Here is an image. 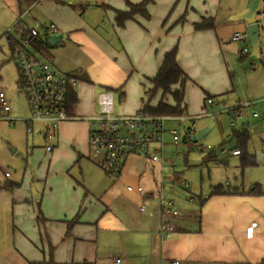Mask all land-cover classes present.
<instances>
[{"label": "crops", "instance_id": "obj_1", "mask_svg": "<svg viewBox=\"0 0 264 264\" xmlns=\"http://www.w3.org/2000/svg\"><path fill=\"white\" fill-rule=\"evenodd\" d=\"M126 1L140 4L142 0H96L95 4L126 11ZM248 1L153 0L148 7L150 19L136 17V21L128 22L124 29L114 26V15L110 14V23H102L104 29L108 28L105 38L98 33L100 28L96 24H88L66 2L38 0L30 10L23 14L20 11L14 27L18 21L26 23V17L33 20L31 14L38 8L37 15L45 23H55L58 35H67L69 44H75V48L82 51L80 55L77 52L68 55L58 67L53 66L63 75L74 76L77 82L74 93L78 98L74 113L81 118L98 115L95 112L98 106L93 109L89 95L96 94L97 86L101 89L99 92L119 90L118 94L123 93L117 114L129 116L142 110L147 98L141 93L142 86H150L147 79L157 74L164 55L175 45L178 63L189 79L184 102L187 110L190 97L202 102L195 105L196 110L190 109L197 113L200 109L203 111L204 94L222 97L230 91L232 83L224 74L229 55L224 59L223 44L233 41V35L242 32L245 26L242 22L219 24V21L222 11L227 9L226 13L232 17L243 11ZM82 6L95 7L90 3ZM184 18L185 22H180ZM204 18L214 20V29L195 31L194 24L201 23ZM29 22L26 23L28 27L31 26ZM7 43L9 45L8 39ZM5 97L11 107L12 99L6 94ZM156 105L157 101L151 104L152 107ZM9 114L20 118L12 107ZM191 115L197 114H190L188 110L185 117ZM60 128L46 173V187L49 188L35 199L38 202L46 197L42 207L38 205L37 218L28 214L26 202L33 200V194L29 197L30 194L22 192V184L11 182L0 187L2 192H9L11 200L7 204L12 207L13 227L18 229L17 234L15 230L1 235L12 246L0 251V264H115L117 259L121 260L119 264H171L174 261H181V264H264V195L248 194L255 184L245 185L242 181L239 187L228 185L225 189L222 186L231 190L229 195H211L212 188L205 197H199L196 207L180 197L175 203L167 199L174 204L177 214L166 215L160 210V191H157L162 176L165 181V169L162 171L146 153L130 155L122 174L115 178L126 187L130 184L142 186V182L149 191L130 193L125 187L124 194L117 193L115 187L107 185L106 177L108 181L103 180L101 169L105 158L98 164L91 159L92 128L88 120L69 121ZM166 141L167 145L173 144L170 137ZM83 160L87 161L85 165L98 167L94 173L98 180L96 187L76 188L69 179L66 192L56 186L55 177L64 175L68 167ZM80 171L82 173V169ZM83 174H86L85 169ZM6 177H10L9 174ZM191 198L189 203L195 202H190ZM162 221H170L175 229L173 236L163 240L158 234Z\"/></svg>", "mask_w": 264, "mask_h": 264}, {"label": "rangeland", "instance_id": "obj_2", "mask_svg": "<svg viewBox=\"0 0 264 264\" xmlns=\"http://www.w3.org/2000/svg\"><path fill=\"white\" fill-rule=\"evenodd\" d=\"M62 2H66L69 6H72L77 14L81 15V18L88 24L91 23L94 26L96 24L100 28L98 33L107 38L106 31L108 28L104 29L105 25L102 23H110L108 17L110 14L114 15L113 10H110L109 15H107L102 5L96 6V0H62ZM86 3L95 5V7L89 8L88 6L87 8L86 6L84 8L82 5H86ZM160 7L161 9L163 8L162 5ZM37 11L38 8L34 9L31 14L34 17L33 20L30 17H26L24 21L27 23L30 20L28 24H31V26L37 22L44 25L52 23H45L37 15ZM226 12L227 9L222 11L219 24H230L231 21L228 19L231 16ZM19 14L20 10L19 6H17V0H0V92H5L6 96L12 99V111H16L20 116V118L14 117L18 121L15 125H10L7 120H0V187L11 182L22 184V192L30 194L29 197H32L31 195L33 194V200L31 199L26 202L28 214L30 213L31 216L37 218L39 214L38 205L40 204L41 206L46 197L40 199L39 203L35 199L38 197V194L43 195L49 188L46 187V173L49 157L52 153H46L44 139L37 131L33 135H27L23 122V119L29 116L30 108L25 93L21 90L20 83H18L19 71L15 59H13L12 49L7 43V33L11 36H16L13 27ZM261 42V48L257 56L252 55V46L246 40L226 41L223 44V47H225L224 59L226 54L229 55V61L224 66V74L232 84L229 87L230 91L224 96H212L217 105L202 106L203 111L200 109V111L194 113L190 112V109L196 110V106L202 102L198 101L197 98L193 99V97L188 99L189 113L197 115L180 119L181 124L180 126L177 125V129L181 137L186 129L195 128V132L189 136L188 144L181 141L176 146L171 142L167 145L165 155L168 162L166 163V167L175 161V170L179 173L175 178L171 169L163 171L166 177L164 181L165 199L172 200L175 203L176 198L180 197L184 202L196 207L199 204V197H205L213 187L221 185L225 189H228V185H231L235 188L239 187L242 181H244L245 185L249 183L260 185L262 191H264V121L253 117L255 111L264 115V30L261 34ZM75 47V44H69L67 38L61 43L52 46L49 49L54 58L52 66L58 67L59 64L65 62V58L68 55H72L74 52L80 55L82 51L77 50ZM244 48L248 51V54L245 56L241 54ZM147 87L150 88L149 85L145 86L144 84L141 89L142 95L147 96L146 100L148 99V95L145 92V88ZM100 90L97 86V92L93 96L94 99L92 94H89L94 110L98 106L97 93ZM114 96L116 100L115 111L119 113L120 96L116 91H114ZM161 98L160 92L155 94L151 99V104L153 105L156 101L158 104ZM206 98L207 94H204L203 99L205 100ZM246 102L253 104L249 108L242 109L243 112L239 114V117L237 116L236 126L233 127L230 123L231 119L236 117L235 110ZM98 111V109L95 111L97 112L96 114L99 113ZM191 119L194 120V126L191 125ZM211 124H214V126L210 132L202 139H199V131L206 129ZM167 126L175 127L176 123H168ZM244 126L250 132L247 150L249 154L255 156L257 163V166L253 169H248V171L241 170L239 167V157L236 158L231 155V151L236 147L233 133ZM204 147H209V149L204 151ZM207 154L215 155L217 161L209 163L207 166L204 165L203 159ZM96 155L97 152L92 151L91 159L98 164L104 159V153L100 152L99 156L95 158ZM86 162L83 160L82 163L68 167L64 173L65 176L59 175L55 177L56 186H59L66 192L68 187L66 180L69 179L71 181L70 184L76 188H87L88 185L96 187L98 180H96L94 173L96 172L95 168L98 169V167L94 164L90 166L85 165ZM99 168L101 169L100 166ZM84 169L86 174H83ZM101 171L104 174V178L102 176L103 180H109L107 185L115 187L117 193L124 194L126 186L121 182L117 183V178L113 179L107 176L102 169ZM6 173L10 177H6ZM105 177L108 180H105ZM184 182L189 183L191 188L186 190L182 186ZM141 185L145 193L149 191L150 188L147 185L145 186L142 182ZM0 191V251H3L12 245L9 244L10 241L6 242L7 238L5 237L4 241L1 235L4 234L5 236V234L11 231L15 232V230L17 234L18 229H14L13 227L14 216L11 211L12 207L7 204L11 200L8 196L9 192H2L1 189ZM157 191H160V188L157 187ZM191 195H194L195 202L193 203H189Z\"/></svg>", "mask_w": 264, "mask_h": 264}, {"label": "built area", "instance_id": "obj_3", "mask_svg": "<svg viewBox=\"0 0 264 264\" xmlns=\"http://www.w3.org/2000/svg\"><path fill=\"white\" fill-rule=\"evenodd\" d=\"M37 3V2H36ZM28 14V12H26ZM258 19L264 26V4L259 9ZM19 22V21H18ZM58 35L56 24H39L38 22L27 27L23 42L16 49L15 62L19 71V82L21 90L25 93L28 100L30 115L23 119L27 135H33L36 131L44 139L46 153L51 154L56 144L55 140L60 132V126L69 121H82L87 119L92 128L90 134V148L94 152H103L104 161L102 169L105 174L115 178L119 177L125 161L130 155L147 154L149 159L161 166V170L166 169L165 164L168 159L165 155L167 146L166 137H170L176 146L186 136L189 139L195 128L185 130L183 136L177 129L180 126V119L183 117L155 116L140 110L138 113L124 116L115 112V96L109 91H101L97 95L98 115L91 118H84L74 113L75 105L69 110V92L73 91L77 82L73 75H63L59 73L51 62L33 51L31 43L34 37L48 39L49 36ZM8 39V38H7ZM232 40H247L246 31L236 32ZM9 42V40H8ZM243 56L248 54L246 48L242 49ZM253 104V103H252ZM250 102L242 104L235 110L236 117L231 119L233 127L236 126V118L243 112L242 109L252 106ZM217 105L211 97L206 98L205 106ZM11 107L5 97V92H0V120H7L10 125H15L18 121L10 116ZM230 113V112H229ZM253 117L264 121V115L258 112L253 113ZM168 123H176L175 128L167 126ZM194 126V125H193ZM209 147L203 148L207 151ZM239 151H231L232 156H238ZM176 162H171L167 169H171L175 178L179 172H176ZM8 176V173L6 174ZM164 177L160 183V193L158 195L160 210L166 215H176L174 204L165 199L163 186ZM182 186L188 190L190 184L184 182ZM128 192H137L142 194L144 189L141 186L129 185L126 187ZM150 197V195H147ZM194 197L190 202H193ZM145 211V207H141ZM256 224H252L255 227ZM174 226L170 221H162L159 235L161 240L170 238L174 235ZM120 259L115 260L119 264ZM171 264H181V261H174Z\"/></svg>", "mask_w": 264, "mask_h": 264}, {"label": "trees", "instance_id": "obj_4", "mask_svg": "<svg viewBox=\"0 0 264 264\" xmlns=\"http://www.w3.org/2000/svg\"><path fill=\"white\" fill-rule=\"evenodd\" d=\"M38 0H18V6H20L21 14L25 10H30L33 8L34 4ZM152 0H142L140 4H133L126 1V11H116L111 6L102 5L103 10L110 12L114 11V26L118 29H124L126 24L130 21H136V17L144 18L146 20L150 19V14L148 12V7L152 4ZM74 9V8H73ZM83 11V10H81ZM81 14V13H80ZM180 22H185L182 19ZM27 24L24 22H18L14 27L15 35L11 36L7 33L9 40V47L13 52V59L16 56V49L23 42L27 29ZM214 29V20L212 18H204L201 23L194 24V30L197 32H204V30ZM32 49L36 54L43 57L46 61L51 62L52 55L49 49L52 47L48 45L47 39L41 37H34L31 43ZM178 48L177 45L173 49L164 55L162 65L159 67L157 74L150 79H147L150 83V88L146 89V95L148 99L144 102L142 111L155 116H169V117H185L187 116V106L185 104V87L189 80L185 73L183 72L180 64L177 60ZM242 58V57H240ZM109 91V90H106ZM119 92V90H113ZM112 92V91H109ZM161 93L162 98L156 107L151 106V99L155 94ZM120 98H123V93L119 94ZM69 110L73 105L77 104L78 98L73 91L69 92ZM210 97V96H207ZM212 98V97H211ZM171 100V101H169ZM206 102V99H205ZM205 107V103H204ZM191 125H194V120L191 119ZM190 131V128L188 129ZM233 139L236 141V147L233 151H239V167L241 170L246 171V169H253L257 166L255 156L249 154L247 147L250 141V132L247 127H242L238 131H234ZM185 144H188V137L182 140ZM203 159V164L207 166L209 163L217 161V158L213 154H207ZM229 195L232 194L231 190H225L222 186L213 187L211 195ZM249 195H264L261 190L260 185L255 184L252 190L248 193ZM78 218V217H77ZM77 218L75 220H77Z\"/></svg>", "mask_w": 264, "mask_h": 264}, {"label": "water", "instance_id": "obj_5", "mask_svg": "<svg viewBox=\"0 0 264 264\" xmlns=\"http://www.w3.org/2000/svg\"><path fill=\"white\" fill-rule=\"evenodd\" d=\"M262 4H264V0H249L246 8L243 11L234 14V16L230 18V21L232 22L240 21L244 24V31H246L247 40L249 42V45L252 46V55L255 56L259 54L262 44L261 34L264 30V26L262 22L259 21L257 15ZM66 37L67 35L49 36V38L47 39L48 45L54 46L58 43H61ZM213 126L214 124H211L206 129L199 131V139L205 137L213 128Z\"/></svg>", "mask_w": 264, "mask_h": 264}]
</instances>
